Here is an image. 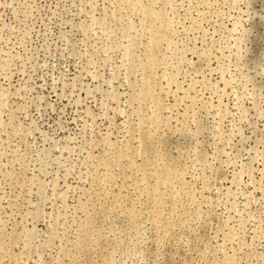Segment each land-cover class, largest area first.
Segmentation results:
<instances>
[{
  "label": "rangeland",
  "instance_id": "1",
  "mask_svg": "<svg viewBox=\"0 0 264 264\" xmlns=\"http://www.w3.org/2000/svg\"><path fill=\"white\" fill-rule=\"evenodd\" d=\"M0 264H264V0H0Z\"/></svg>",
  "mask_w": 264,
  "mask_h": 264
}]
</instances>
